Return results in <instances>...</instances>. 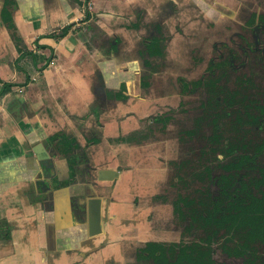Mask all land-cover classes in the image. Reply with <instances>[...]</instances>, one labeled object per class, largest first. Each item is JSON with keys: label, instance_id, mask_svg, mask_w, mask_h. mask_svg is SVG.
<instances>
[{"label": "trees", "instance_id": "obj_1", "mask_svg": "<svg viewBox=\"0 0 264 264\" xmlns=\"http://www.w3.org/2000/svg\"><path fill=\"white\" fill-rule=\"evenodd\" d=\"M58 1L71 22L59 29L51 27L48 36L63 37L70 31L76 22V7L86 8L87 20L91 19V0ZM246 4L253 6L252 1ZM17 5L16 0H4L2 18L13 31L20 52L12 58L11 65L26 79L21 82L0 78V96L16 85L28 84L39 70L35 52L22 45V38L17 35L13 17ZM257 15L264 23L263 15ZM141 23L149 31L141 50V68L171 59L166 26L151 22L150 27L147 19ZM90 25L95 32L90 34L92 44L98 45L101 39L110 41L93 20ZM120 39L115 37L108 44L112 54ZM201 58L196 53L193 59L196 63ZM226 65L228 62L212 58L200 77L179 75L176 94L162 104L163 113L152 117L156 129L177 125L181 144L189 149L184 157L172 161L175 176L171 184L178 188L177 197L172 199L177 218L184 235L193 239L148 242L141 247L139 257L150 264H264V167L259 163L264 154V138L261 129L255 128L264 123V76H239L232 87L231 71ZM141 75L143 84L148 86L150 81ZM128 91L127 84H123L120 90L109 93L127 102ZM199 92L196 110L188 99Z\"/></svg>", "mask_w": 264, "mask_h": 264}, {"label": "crops", "instance_id": "obj_2", "mask_svg": "<svg viewBox=\"0 0 264 264\" xmlns=\"http://www.w3.org/2000/svg\"><path fill=\"white\" fill-rule=\"evenodd\" d=\"M113 1L100 0L104 5L100 13L102 18L120 15L112 8ZM38 15L43 14H37L34 4L29 6L28 0L25 4L19 0L15 20L30 48H33L37 36L49 31V27L42 26H47V15L44 14V19ZM39 22L40 25L37 24ZM99 22L105 27L101 19ZM112 27L119 35L122 29H116L115 25ZM73 34L71 31L59 41L44 39L43 42L54 48V61L44 66L50 50L39 49L37 55L42 69L34 72L36 79L0 98V264H107L112 257L119 258L113 247L94 250L87 258V251L105 239L103 229L108 227V223L103 218L107 216L109 203L104 186L109 183L108 179L112 180L117 167L114 156H105L102 152V143L97 144L100 146L93 152L98 168L95 170L97 179L94 180L100 181L104 188L98 189V213L90 212L87 217V172L85 180L81 178L77 185L54 190L43 202L37 185L44 158L53 156L59 166L50 137L63 129L87 143L70 114L85 116L90 111L96 97L92 89L95 71L98 67L104 71L106 59L98 57L97 60L94 50ZM7 47L10 58L20 55L13 41ZM5 60L0 55V77L14 80L17 77L15 73L21 72L14 70ZM129 118L105 122L100 134L118 135L120 128L123 132L125 127L132 128L136 119L131 116L135 122L128 124ZM83 129H87V123L83 124ZM130 172L120 175L110 202V209L116 210L126 226L130 223L129 216H134L133 188L128 183ZM6 229H10L9 234Z\"/></svg>", "mask_w": 264, "mask_h": 264}, {"label": "flooded vegetation", "instance_id": "obj_3", "mask_svg": "<svg viewBox=\"0 0 264 264\" xmlns=\"http://www.w3.org/2000/svg\"><path fill=\"white\" fill-rule=\"evenodd\" d=\"M16 1H17L18 5L15 8V10L13 11V17H14V21L16 24V28H17V30H16L17 35L22 38V43H23L22 45H24L27 49L33 50L35 52L37 59H38L37 64H38L39 69H42V66L39 65V58L37 55V51L39 49H49L50 50L49 56L45 59L44 66L46 65V67L49 66L54 61L55 56H56L53 46L48 44V43L43 42V40L46 38H53V39H56L59 41L62 38H64L65 36H67L71 31H73L74 26L80 22H85V23L87 22L88 27L87 26L85 27L87 30V33H86L87 34V42L85 41V43H87V47L90 50L100 48V52L103 51L102 53L104 55L99 57V59H101V60L113 58L116 55H118V52H120V45L122 42V36H121L122 32H124V33L130 32V34L127 36H128V38H131L129 41L132 43V44L128 43L130 48H131V51H130L131 58L134 54H137L139 57H141V50L145 48L146 40H147L146 38H147V36H149V31H146L143 28V24L141 23V21L142 20L145 21V19L149 20L150 27H151V22L152 23H160L159 19H155V18L153 19V18H149V17L147 18L146 17V14L149 13V7H148L149 1L148 0H137L136 3L133 4V6H132L133 8L126 10L128 13H130L131 11H129V10L133 9L132 14L130 15V18L124 17L123 13H121V12H119V13H121L120 16L117 14L118 16L116 15V17H115V18L119 17L122 19L126 18V20H127V21H124L126 23H122L123 25H121V26L119 25L118 20H117L118 26L116 29H119V30L122 29L119 32L121 34L118 35V32L112 33L106 26L104 27L103 25L100 24V22L98 20H96V18H94V14L96 12L91 8V4H92V0H91L90 7H89L90 12L92 13L91 19L87 20L86 8L76 7L74 9V12L76 13L77 9H83L85 11V17L77 19L76 22L74 23V25L71 27L70 31L65 36H63V37L48 36V34L52 33L51 27L59 29L65 25L69 24L71 21H69L67 23L66 22L61 23L59 25H55V24H53V22L50 21L51 13L53 11L62 10L60 8V3L58 0H50L49 2H47L46 0H32L33 4L36 6V10L39 8L40 10H42L43 14L47 15V20H48L47 21V27H49V31H47V33H45V34L37 36L33 41V44H32L33 48H30L27 45L25 38L23 37V35L19 31L18 25H17L16 20H15V12L19 8V0H16ZM115 1H117V0H115ZM183 1H185V5H191V6H193L194 4L197 5L195 8H196V10L200 11L201 13L203 12V10H202V7L204 6L203 2L208 3V0H183ZM250 1H252V3H253L252 7L249 6L248 4H246L247 2H250ZM36 2H37V4H36ZM158 2L163 3L160 5V8H162V13H163L162 15L165 17L166 16L168 17L169 15H171L170 12L177 10L179 7L178 3H177L178 0H160ZM112 3H113L112 8L118 10V6L115 7L114 1ZM207 3L203 9H205L206 11H209L210 10V6H209L210 4L208 3L209 4L208 5ZM242 3L247 7V12L245 13L244 17H242L243 18L242 20L237 21L238 29L241 32V34H246V36L251 35V37L255 38V40L257 42H259L258 40L261 39L262 34H264V23L260 21L261 18L257 15V13H260L261 15H263V18H264V0H243ZM38 4H43L44 9L41 8V6ZM155 4H157V3L155 2ZM3 6H4V0H0V25L2 27L4 26L5 29L8 30L10 37H12V41L14 38L15 42L13 41V43L15 44V46L18 50L17 40L14 37L13 31L11 29H9L7 24L4 23V21H3V18H2ZM200 12H198L197 14L200 15ZM202 16L203 15L199 16V19H198L199 21L202 20ZM65 17L69 18V17H67L66 14H65ZM263 18H262V20H264ZM219 19H218V17L212 18L211 23L218 26L219 25V22H218ZM91 20H93L98 26H100L109 35L110 41L108 43L103 42L101 39V41L98 42V45L92 44V42L90 40V37H91L90 34L93 35V33H95V32L93 31V28L90 25ZM185 21H187V22H185ZM193 21L196 22V20L193 17H191V19L189 21L186 18L184 20V24L185 25L186 24L191 25V23ZM112 22H115V21H112ZM111 24L114 25L113 23H111ZM134 24H138V25H134ZM161 24L164 25L163 23H161ZM140 25H142L141 28H140ZM223 26L225 27V24ZM178 29L182 33V40L179 44H181L183 48L187 49V47L189 46L188 40H187L188 37L185 35L183 27L181 28L180 23L176 24V30H178ZM152 31H153V29H152ZM140 33H141V35H140L141 39L138 41L136 40V42L134 43L133 37L136 39L135 36H137V35L139 36ZM168 33L170 35L168 40H171V41H169V47H170L172 44L174 36L172 33H170V32H168ZM219 33H221V32H218V34ZM115 37L116 38L120 37L121 39H120L118 49H116L115 52H113V54H112L108 44H110V42L114 41ZM197 37L198 36H194L192 38L193 43L197 42ZM221 42L222 41H220V40L215 41L214 48H215L216 53L214 54L215 56L213 55L210 57L209 62L212 58H216L219 62L220 61L228 62V65H226V67H227L228 71H231L230 83H231L232 87L235 86V84H236L235 80L239 76L244 77L245 75H249V76H255L256 79H258L260 77L263 78V76H264V45L262 46L261 44L258 43L257 44L258 46L255 47V52L258 51L259 52L258 55H260V56L253 57L252 59L249 57H244L242 64L238 65L236 63L237 55H238L237 49L236 48L233 49L230 47V48H228V52H226L227 50H225V49L216 48ZM39 43L45 44L47 46L46 47H38ZM191 49L192 50L190 51V53L188 55L186 54V52H187L186 50H181V52L178 50L174 54H171V51H170L169 57L171 58V60H173V57H175L176 61L180 62L179 64H181V60L185 59V61L189 64V66H188L189 70L187 71V74L185 76L200 77L201 74H199V75L195 74V73H197L196 67L198 65L200 66V63H199L200 61L195 63V60L193 59L195 57L196 53L197 54L199 53V48H196L195 45L193 44ZM125 51H127V50H125ZM190 55H191V58L189 59L188 56H190ZM11 60H12V58L10 59L9 64L13 68V66L11 65ZM132 60H133V58H132ZM134 61H136V60H134ZM139 61H140V58L137 59V62H139ZM250 61H252L253 63H251ZM165 62L169 63L170 61L167 60ZM209 62H208V64H209ZM248 62H250L252 64V67L248 68V69L245 68V71H241V68H243V66L248 65ZM182 67H184L183 69H186L187 64H186V67L184 65H182ZM13 69L17 70L15 68H13ZM206 69L204 70L203 73L206 72ZM138 72L140 73L139 70H138ZM97 73L100 75L102 80L105 81L104 71L100 67H98L96 69V71H95L96 75L95 76H98ZM180 75H182V74H180ZM260 75H262V76H260ZM178 76L176 79L177 82H176L175 86L173 85L174 89H175V93L172 92V94H170L168 97L176 94V90H177L176 87L177 86L179 88ZM262 78H260V79H262ZM1 79L4 80L3 78H1ZM25 79H26V76H25ZM35 79L36 78L33 77L31 79V81H34ZM15 80L16 79L4 80V81H15ZM142 80L143 79H142V75H141V90H142V94H143V92L145 90L150 88L149 86L151 85V82L148 86H145L143 84ZM31 81L26 85L14 86L11 91L0 96V98L7 95L10 92H12L18 86H20V87L28 86L31 83ZM95 81H92V84H93L92 89L96 95V99L93 101V103H91V108H90V111L87 113V115L80 116L77 114H70V117L74 121V123L77 126H79V129H82V133H83V135H85V137L87 139V143L84 144L78 138L77 135H75L74 133H67L63 129L58 131L56 133V136L49 138V141H51V143L53 144V147L55 148L53 154L55 157H57V161H58L59 166L57 165L53 156H48V157L44 158L43 161H41L42 162L41 163L42 170L40 172L41 178L37 184L38 188L41 192L40 194L42 195L41 202L45 201L46 198L50 197V194L54 190L59 189V188H63V187H69L72 185H77V182L80 181L81 178L85 180L86 172H87V181H86V183H87V195H86L87 196V199H86L87 217H88V214L90 212L91 213L92 212L93 213L99 212L98 200L100 197V193H99L98 189H104L105 188V190H106L105 196L107 197V202L109 203L107 213H106L107 216L105 218H103V220L106 221V224L108 223V227L104 226V229H103V232H105V239L103 241H101L97 247H94V248L90 249L89 251H87V258L91 255L90 253H93L92 251H94V250L99 251V250L106 248V247H113V248H115L119 258L118 257H112L111 259H109L107 264H125V263L126 264H141V263L145 264L147 262L150 264V262L148 260H144V259H141V257H139L141 247H144L148 242H150V241L173 242V241H180L182 239L186 240V241H190L191 239H193V236L184 235L183 226L180 223V219L177 218L178 216H177L175 208H174V204H173L172 199L177 197L178 188L177 187L174 188L172 186L171 182L173 180V177L175 176V168L172 165V162L170 160V163L174 168L173 177L170 179V183L168 184V186H166V188L159 190V192H157V190L153 191V193L155 195L153 197V199L156 200L160 204L168 205L169 207H172L171 212L175 213L176 217L173 219H169V221L165 225H162L161 220L158 221V219L154 218V215L151 214V216L148 217L149 222H150L148 224L151 225L150 231L152 232L151 233L152 236H146L145 235V236L140 238L139 233H138V229H139L138 227H139V224H141V219H139L140 217L138 215V211L134 210V209H136L135 202H137V198H135L136 197L135 192L139 188V184L137 183V181H140V178L137 175L139 173L141 174V169H142V171H144L145 169L144 168H138V167L135 168L134 166H132V163H131V165L126 164L125 166H123L121 164H118V161H117V167H116L115 174H114L113 178L111 177L112 180L108 179L107 182H109V183L107 184V186H104V188L101 187L100 181L94 180V179H97L96 178L97 175L95 174V170H97L98 168H97V162L95 160H93V152H94L93 145L101 143L105 136L101 135L99 130H95V132H94V130L91 131V128H90L89 132H87V129L86 130L83 129V124L89 122L94 117L95 119H97L99 121V122H97L98 125L102 126L103 124L100 121V117L102 116V112L104 111L103 110V104L101 103V102H103L101 99V97L103 98L102 95H104L108 99V97L110 96L109 92L112 89L120 90V88H122L123 84H127V87L129 88L128 94L130 95L129 98L127 99V102H124V100H120L117 97H114L113 100L120 102V105H121V107L120 106L116 107L115 111L127 109L126 110L128 112L127 115H130V116L132 115L134 118H136V121L138 123L137 125L139 126V124H140L139 127L136 126L134 128H130L127 131V133H129L128 135H130L132 137V135H134L135 133L138 132L137 129H140V127L141 128L145 127L152 133L151 135L155 134V136L156 135L160 136V135L166 133V131H168L170 129V127L177 126V125L171 124V125H168L165 129L161 128V126H158V129L155 128V126H157V125H155V122H153L152 117L157 115L158 113L164 112L165 107L163 105H161L160 108L156 109L155 112L153 113V115H150V113L147 112L146 107H144V109L146 110V113L144 115L139 114V112L136 110L137 108H135V106H133L135 104V101L137 102V99L135 97H139V96H136V94L132 91L130 81H126V80L122 81L119 83V85L116 88H112V86H108L105 91H104V87L100 83L99 84L95 83ZM21 82H23V81L21 80ZM0 83H1L0 84V88H1L2 82H0ZM95 85H97V86H95ZM97 100L99 102H97ZM122 116H124V114H121L118 117L116 116V118L120 119V118H122ZM159 125H161V124H159ZM255 128L261 129V136H262V138H264V123H263L262 127L257 126ZM150 132H149V134H150ZM121 133L124 134V132H121ZM121 133L118 134L117 135L118 137H116V138L111 137L112 141H115L117 138H120V141L118 140V142H122V140H123V142L124 141H131V138L128 137V135L125 136V135H122ZM178 133H179V130H178ZM95 138H99L101 140L95 141L94 140ZM179 139H180V137H179ZM136 143H139V142L132 141V142H129L127 144L133 145ZM107 154L108 153H106L104 155L108 156ZM184 156H181V158ZM116 158L117 157L115 156L114 157L115 161L117 160ZM179 159H177V160H179ZM259 163L264 167V154H261V156L259 158ZM126 171L132 172V173L130 172L131 178H132V175L135 176L134 174L136 173V176H135L136 177V183L134 184L135 185L134 188L132 186L133 189L131 190V193H132L131 202L133 205L132 208L134 210V212L133 211L132 212H133L134 216H133V218H132V216H129V218H130L129 222L130 223L128 226L125 225L124 219L122 221L119 218L120 216L117 215L116 210L112 211L110 209V206H111L110 202L113 201V192H114V189L116 187V184L118 183L120 175ZM257 173L262 175V173L260 171H257ZM130 179H129V181H130ZM96 182L98 183V185ZM150 188H152V187H144L143 192L144 191L145 192L143 194L144 195L148 194L149 191H151ZM155 189L156 188H154L153 190H155ZM132 212H131V214H132ZM173 221H175V222L173 223ZM132 222H134V223H132ZM173 224H175V225H173ZM175 227H177V228H175ZM6 230H7V233L9 234L10 229H6ZM172 230H178L180 232L179 239L172 240L170 237H167V234L169 232H172ZM111 231L114 232L115 234L111 233ZM134 231H136L138 233V235L134 234L133 233ZM157 231L159 232V234ZM135 235H137V236H135ZM135 237H137V238H135ZM133 246H135L134 250H133ZM124 257H125V259H123ZM128 258H130L131 260H128ZM102 264H104V263H102Z\"/></svg>", "mask_w": 264, "mask_h": 264}, {"label": "rangeland", "instance_id": "obj_4", "mask_svg": "<svg viewBox=\"0 0 264 264\" xmlns=\"http://www.w3.org/2000/svg\"><path fill=\"white\" fill-rule=\"evenodd\" d=\"M27 1V0H26ZM137 0H117L114 1L115 7L118 6V11L123 13L124 17H129L132 14V10L130 13H128L126 10L133 8V4L136 3ZM148 7H149V13L146 14V17L148 18H155L159 19L160 23H163L167 27V31L172 33L174 38L172 41V44L170 46L171 54H174L176 51L186 50L188 53H190V49L192 45L194 44L196 48H199L198 55L202 58L200 59V66L198 65L196 68V75L203 74L204 70L208 66V62L211 56H213L216 51L214 48V43L216 40L222 41L216 48H221L227 50L228 48L237 49V60L236 63L242 64L244 57L253 58L258 55L259 52H255V47L258 46L257 44L264 45V34H262L261 39H259L257 42L255 38L251 37V35L246 36V34H241V32L238 29L237 21L242 20L247 12V7L242 3L243 0H208L207 2H203L204 6H206V3L210 6V10L206 11L204 6L202 7L203 12L196 10L197 5H185V1L178 0V9L174 10L173 12H170L171 15L168 17L163 16L162 14V8H160V5L163 3H160L158 1L160 0H148ZM38 2V1H37ZM36 2V4H37ZM155 2L157 4H155ZM197 3V2H196ZM22 4H25V0H22ZM28 4L30 6L33 5L32 0H28ZM155 4V5H154ZM41 6V8L44 9L43 4H38ZM38 7V6H37ZM52 7V6H51ZM91 8L96 12L94 14V18L99 21V19L102 20V23L107 27L110 28L113 32L112 28L113 23L115 26H118L117 20L119 25H123L122 23H126L124 21H127L126 18H107V17H101L100 13L104 9V5L100 0H92ZM175 9V8H174ZM37 14L42 13V10L39 8L37 9ZM166 12V11H165ZM200 12V15L202 16V20L199 21V16L197 13ZM119 13V14H121ZM43 14V13H42ZM117 14V13H115ZM120 16V15H119ZM38 17H41L44 19L43 15H38ZM85 17V11L83 9H77L76 11V20ZM187 18L189 21L191 17H193L195 21L191 23V25L184 24V20ZM219 25L216 26L211 23L212 18H217ZM51 19L53 24L59 25L63 23L65 20L67 22L70 21L69 18L65 17V13L63 10H57L53 11L51 13ZM115 21V22H112ZM224 21V22H223ZM66 22V23H67ZM159 22V21H158ZM187 22V21H185ZM41 22L37 23L40 25ZM180 23L181 28L183 27L185 35L188 37V44L189 49H185L182 47L181 44H179L182 40V33L178 29L176 30V24ZM225 24V27L223 26ZM42 25V24H41ZM111 25V26H110ZM1 26V25H0ZM45 28H47L46 25H42ZM88 27L87 22H80L77 25L74 26L73 36L79 37L81 41H86L87 36V30L85 27ZM218 32H221L218 34ZM120 34V33H119ZM129 33L122 32V42L120 45V52H118V55H116L113 58H108L105 60L104 67V79L102 80L100 75L95 76L94 80L95 83L101 84L104 87V91L108 86H112V88H116L120 82L122 81H130L131 89L136 94L135 97L137 99V102L135 101V108L139 112V114L144 115L146 113V110L144 107L147 108V112L150 113V115H153L156 109L160 108V106L167 100V97L172 93L175 92L174 86L177 82V76L180 74H187V71L189 70L188 66L189 64L184 60H181V64H179V61H176V58L173 57V60L169 59V63L162 61L159 63L153 64L150 68H141V58L137 54H134L131 58V48L129 44H132L129 40L131 38H128L127 35ZM141 33L139 36H135L136 39L133 37V42L135 43L136 40H140ZM194 36L197 37V42L193 43L192 38ZM139 37V38H138ZM221 37V38H220ZM135 40V41H134ZM13 41L15 42L14 38ZM12 42V37H10V34L8 30L6 31L5 27H0V55L3 58H6L4 62H9V52L8 47ZM236 42V43H235ZM129 43V44H128ZM182 47V48H181ZM187 47V48H188ZM245 48V49H244ZM127 50V51H125ZM103 52V51H102ZM102 52H100V48L94 49L93 53L96 57V59L102 55H104ZM102 53V54H101ZM140 58V61L137 62V59ZM99 60V59H97ZM136 60V61H134ZM175 61V62H174ZM253 63L252 61H250ZM248 62V65L243 66L241 68V71H245V68H251L252 64ZM116 63L118 65H116ZM192 63V62H191ZM187 68L183 69L182 65H184ZM101 68V67H100ZM182 68V69H181ZM141 71L142 74H145V78L148 79L151 82L150 88L145 90L142 94L141 90V74L138 72ZM143 70V71H142ZM16 74V80H25V75L23 73H15ZM20 74V75H18ZM200 75V76H201ZM262 76V75H260ZM230 82V81H229ZM129 83V82H128ZM231 84V83H230ZM174 85V86H173ZM97 86V85H95ZM93 87V84H92ZM142 94V95H141ZM146 95V96H145ZM101 97L103 104V112L102 116L100 117V121L102 124L105 122H110L112 120L116 119V116L118 117L121 114H124L121 119H125V121L128 119V124H131L132 121H134L133 118H131L130 115H127L128 112L126 110H118L115 111L116 107L120 106V102L114 101L113 96L110 95L108 99L102 95ZM201 93H197L194 96H191L188 100H190V106L193 109L197 110V105L200 99ZM96 99V97H94ZM94 99V100H95ZM93 100V101H94ZM97 102H99L97 100ZM93 103V102H92ZM195 111V110H193ZM116 115V116H115ZM136 119V118H135ZM99 122L97 119L93 117L92 120L87 122V132H89L90 128L91 131L99 130L101 126L98 125ZM135 122V121H134ZM138 124L137 121L134 123L132 128L138 126L135 125ZM131 126V125H130ZM140 126V124H139ZM138 126V127H139ZM103 127V126H102ZM94 128V129H93ZM131 127H125L124 134L122 128H120L119 132L122 135L127 136L129 133L127 131ZM138 132L132 135H128V137L131 138V141H120V138H117L115 141H112V138L118 137L114 134L105 135V137L102 140V147L101 150L104 154L108 153L107 155H113L116 156L118 161V164H121L125 166L126 164L132 163V166L135 168H144L145 170L142 171L141 174L139 173L137 176H139L140 181H137L139 184V190L137 189L135 192V198H137V202H135L136 209L135 211H138L139 219H141V224H139L138 233L140 238L143 236H152V232L150 231L151 225H149V216L151 214L154 215V218L158 219V221L161 220V224L165 225L169 219H173L176 217V214L171 212L172 207H169L168 205H163L158 203L156 200L153 199L155 196L153 191L159 192V190L166 188L168 184L170 183V179L173 177L174 174V168L170 163L181 158V156H184L188 152V148L183 147L181 144V140L179 139V133H178V127L172 126L166 133L155 136L151 135L152 133L145 127L140 129H137ZM82 133V129H80ZM102 132V131H101ZM150 132V134H149ZM117 133V132H116ZM111 138V139H110ZM136 141L139 143L128 145L127 143ZM100 145H93L94 149L98 148ZM104 148V149H103ZM187 149V150H186ZM106 152V153H105ZM120 158H119V157ZM113 157V158H114ZM129 162V163H128ZM116 164V163H115ZM144 166V167H143ZM132 173V172H131ZM129 173V174H131ZM134 174V173H133ZM136 176V173L134 174ZM130 175V181L128 182L129 185L134 188V184L136 183V177ZM134 182V183H133ZM144 187H152L150 188L151 191H149L148 194H143ZM156 188L155 190H153ZM140 192V193H139ZM139 194V195H138ZM156 216V217H155ZM159 216V217H158ZM175 221H173L174 223ZM152 223V222H151ZM175 225V224H173ZM177 228V227H175ZM158 232V231H157ZM134 234L138 233L136 231L133 232ZM159 234V232H158ZM135 235V236H137ZM167 237H170L172 240L179 239L180 232L178 230H172V232H169L167 234ZM137 238V237H135ZM120 240V239H119ZM135 246H133L134 250ZM135 254V253H134ZM125 259V257L123 258ZM128 260H131L128 258ZM126 262V261H125ZM126 264V263H125ZM142 264V263H141ZM145 264H149L148 262Z\"/></svg>", "mask_w": 264, "mask_h": 264}]
</instances>
